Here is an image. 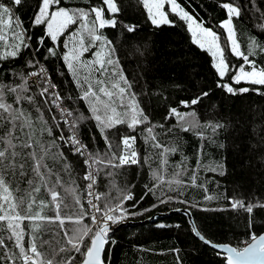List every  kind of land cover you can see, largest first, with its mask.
Masks as SVG:
<instances>
[{
    "label": "trees",
    "instance_id": "1",
    "mask_svg": "<svg viewBox=\"0 0 264 264\" xmlns=\"http://www.w3.org/2000/svg\"><path fill=\"white\" fill-rule=\"evenodd\" d=\"M115 2L119 12L114 15L106 13V16L114 18L117 24L114 28L99 31V34L106 37L115 49V58H119L123 72L132 85L130 92L135 94V100L148 121L138 125L134 131L126 125H118L106 133L113 143V150L122 136H135L134 148L139 163L119 168L101 166L97 175L95 188L101 196L99 207L103 208L106 200H110L113 205L121 203L122 209L127 210L125 218L108 233L105 264H225L226 257L199 240L197 231L215 244L237 248L246 246L250 233L254 232L257 236L264 233V207H254L250 214L245 208L231 206L233 200L243 201L245 206L264 204V86L231 81L230 76L244 62L229 51L226 31L219 27L227 18L226 10L220 5L231 2L240 9V16L233 17V26L241 51L247 54L250 38L264 45V28L261 27L264 25V0H178L194 18L220 35L230 67L229 74L223 78L215 70L210 53L192 42L186 23L176 15L166 9L168 19L173 23L156 26L149 20L140 0ZM0 3L12 9L14 22L18 20L20 24L15 31L23 29L28 45L22 46L14 58L0 59V84L9 87L21 85L39 64L45 66L72 118L85 117L75 129L80 140L89 153L104 156L108 151L107 145L95 121L89 118L88 104L81 99L82 92L63 60L64 54L71 48L70 45L66 49L64 43L72 32L79 29L81 21L69 25L53 42L47 35L46 24L34 23L42 0H21L19 5L12 4L11 0H0ZM93 6L101 7L102 0H61V4L53 5L51 10L65 7L87 11ZM128 25L135 26V31H127ZM50 48L55 50V56L49 54ZM10 50L0 47V56ZM97 50L90 49L82 59H94L92 53ZM249 58L255 61L258 68H264V52L259 48L256 55ZM26 83L28 90L24 95L33 98L31 103L23 100L16 104L15 94L7 88L6 101L31 116L33 143L40 141L49 145L55 141L50 153H63V158L57 155L56 159H52L49 156L45 163L60 173L66 187H76L81 204L88 213L83 224L95 230L84 192L86 182L83 179L82 158L59 141L67 131L53 104L37 88ZM221 84H229L237 90L249 88L250 91L233 95L220 87ZM197 97H201L199 103L191 105V100ZM182 101L189 102V106L185 107ZM172 108L182 113L195 112L192 126L185 125L187 131L177 124L175 117L169 116ZM208 123H219L223 127L213 133L212 128L204 126ZM153 126L156 140L146 142V130ZM10 127L8 123H2L0 136L5 135ZM46 129H51V135ZM28 133L29 129L21 131L17 127L14 136L19 139L14 143L27 142ZM153 143L162 147L154 148ZM163 148H175L176 151L167 154V164L162 166L160 153ZM17 151L26 153L31 149L17 148ZM36 151H40L38 145ZM65 163L70 165L68 172L63 170ZM31 164V160L26 162L27 175L24 178L18 173L15 178L8 177L13 190L17 186L21 190L28 188ZM154 172L162 180L154 178ZM52 179L55 180V177ZM174 179L181 183L169 185L168 181ZM57 191L61 196L65 195L62 188ZM124 195H130L131 199L123 200ZM49 199L42 188L37 200L47 202ZM161 200L166 202L161 203ZM64 202L69 207H62V216L73 211L70 195ZM38 210L33 208L34 212ZM185 210L189 212L197 231H193L188 217L182 214ZM20 211L23 214L24 208ZM120 211L118 209L115 215H120ZM42 215L55 216L53 206L49 204L44 208ZM96 215L99 217L101 213ZM24 223L26 226L28 222ZM64 227L71 229L73 225L65 223ZM37 236L38 245L40 240H44L52 241V247L66 246L64 233L56 224H45ZM27 241L26 235L25 247ZM85 243H88L87 239ZM5 244L12 248V241L5 239ZM39 250L51 255L48 244L39 247ZM0 255H3V249H0ZM73 256L72 264H80L82 258L75 252L62 253L57 259ZM3 264L9 262L4 261ZM15 264H20V261Z\"/></svg>",
    "mask_w": 264,
    "mask_h": 264
},
{
    "label": "snow or ice",
    "instance_id": "2",
    "mask_svg": "<svg viewBox=\"0 0 264 264\" xmlns=\"http://www.w3.org/2000/svg\"><path fill=\"white\" fill-rule=\"evenodd\" d=\"M11 3L19 5L21 0H11ZM140 3L147 10L152 24L156 26L173 23L168 19L169 13L164 11L165 5H169L170 13L186 23L187 30L191 33L192 42L199 45L201 49L206 48L211 53L214 59L213 66L219 76L223 78L229 74L230 67L225 58V48L221 46L220 35L212 28L205 27L202 21L194 18L178 3V0H140ZM60 4L61 0H42V3L38 6L39 10L35 15L34 23L36 25L46 24L47 35L53 42H56L69 25L76 24L78 20L81 21L79 29L72 32L64 43L66 49L70 45L71 48L69 52L64 54L63 60L82 92L81 99L88 104L91 114L89 118L95 121L108 151L104 156L87 152L86 145L82 144L75 134L79 121L85 119L83 115L72 119L70 128L73 130V134L65 142L72 144L75 153L86 157L84 163L89 170L83 179L89 182L87 184L88 195L93 197L94 200H100L101 196L93 193L92 189L101 166L119 168L127 164L139 163L138 153L134 148L136 137L122 136L119 143L115 145V150H113V143L106 134L107 130L118 125H126L134 131L138 125L146 123L148 118L144 115L143 110L139 108L135 100V94L130 92L132 85L123 72L119 58H115V49L111 47V42L102 34H99L100 29L106 26L115 27L117 24L114 18H107L106 16V13L114 15L119 12L115 0H102L101 7L93 6L87 11L84 9L72 10L65 7H56L55 10H51L53 5ZM220 6L226 10L227 14V18L220 23L219 27L227 33L229 51L233 56L242 59L244 62L230 76L231 81L235 84H240L243 81L252 85L264 86V68H258L255 61L249 58L256 55L257 48L264 52V45H260L255 39L250 38L247 54L241 51L233 26V17L240 16V9L231 2H224ZM90 17L92 18L89 19ZM83 21H88V23ZM19 27V21L15 20L14 22L12 9L4 3H0V47L11 49L0 56V59L14 58L18 55L22 46L28 47L23 29L19 32L15 31ZM126 27L129 32L135 31V26L128 25ZM261 27L264 28V25H261ZM40 42L43 43V39ZM92 48L99 49L92 53L94 59H82L84 53L89 52ZM48 51L50 55H56L54 49L50 48ZM137 53H139V49H137ZM140 54L142 55V53ZM30 75L43 76L44 70L41 69L40 72H33ZM219 86L233 95L250 91L249 88L243 87L237 90L229 84ZM55 87L54 84L48 83L40 94L44 95L49 92V89ZM6 88L9 92L15 94L16 104H20L23 100H28L31 103L33 100L32 97L24 95L28 90L26 80L25 83L16 87L0 84V126H2V123L11 125L5 135L0 136V145H2L0 146V249H3V255H0V264H3L4 261L15 264L17 260L20 261V264H72L75 259L74 256L67 259H57L65 252L79 254L82 258L80 264H105V246L109 242L110 224H116L123 220L127 210L122 209L121 203L113 205L110 200H106L104 207L100 208L98 204L93 202V199H90L88 204L95 209L96 213H101V215L99 217L95 214L90 216L92 223L96 225L95 230L91 226L83 224V219L88 213L81 204L76 187L71 185L66 187L60 173L53 171L45 163L49 156L52 159H56L57 155L63 158V153H50V148L55 146V141H52L49 145H45L40 141L33 143V121L31 116L26 115L22 108L7 103ZM202 95L206 96L207 93ZM52 97V103L59 107V104H57L60 99L59 94L52 93ZM200 99L201 97H197L191 100L190 104L195 105L199 103ZM181 103L185 107L189 106V102L182 101ZM65 114L67 116L72 115L66 109H61V115L64 116ZM195 115V112L182 113L176 108H172L169 113V116L175 117L177 124L185 131L188 130L186 124L192 126ZM196 124H198V121H196ZM204 126L212 128L213 133L218 128L223 127L219 123L214 125L208 123ZM17 127L21 131L25 128L29 129L27 142L14 143V140L19 139V137L14 136ZM154 127H149L146 130L148 133L145 138L146 142L156 140L155 135H153ZM46 130L51 135V129ZM60 138L64 139L63 136ZM37 145L40 149L39 153L36 151ZM152 147L161 148L162 146L159 143H153ZM17 148L31 149V151L24 153L17 151ZM175 151V148H163L160 153L162 166L167 164V154ZM28 160L32 161L31 177L27 180L28 188L21 190L17 186L13 190L8 177L15 178L18 173L21 178H24L27 175L25 165ZM69 168L70 165L67 163L63 165L65 172H68ZM221 174L223 173L221 172ZM108 175H112V173H108ZM153 176L162 180V177L156 172L153 173ZM53 177H55V180L52 179ZM192 179L194 181L195 176ZM168 183L169 185L172 183L179 185L181 182L174 179L168 181ZM72 185H74V181ZM42 188L50 197L47 202L37 200V194ZM58 188L63 189L64 196H61L60 192L57 191ZM21 192V195H17ZM69 195L72 197L73 211L69 215L62 216V207H69L64 202ZM212 198L207 197V199ZM127 199H131V196L124 195L123 200ZM170 199L171 197H169ZM165 202L161 200V203ZM49 204L53 206L55 216L42 215L44 208L48 207ZM231 206L233 208H245L251 214L254 207H264V204H248L245 206L243 201L233 200ZM22 207L24 208L23 214L20 211ZM34 207L39 210L34 212ZM118 209L121 210L120 215H115ZM25 221L28 222L26 226ZM65 223H71L73 227L71 229L65 228ZM45 224H56L63 231L66 246L52 247V241L44 240H40L38 245L37 234ZM26 228L28 231H26ZM193 231L197 230L193 228ZM26 235L28 236L27 247H25L24 242ZM197 235L212 247L223 249L227 253L226 264H264V234L257 236L254 232L250 233V238L245 242L246 246L243 248L232 247L227 244H215L200 235L198 231ZM5 239L12 241V248H8ZM86 239L88 243H85ZM45 244H48L51 248L50 256L39 250V247Z\"/></svg>",
    "mask_w": 264,
    "mask_h": 264
},
{
    "label": "built area",
    "instance_id": "3",
    "mask_svg": "<svg viewBox=\"0 0 264 264\" xmlns=\"http://www.w3.org/2000/svg\"><path fill=\"white\" fill-rule=\"evenodd\" d=\"M41 69L44 70V75L43 76H31V75H29L28 77H26L27 78L26 81L29 82L31 84V86L37 88V90H39V93H41L43 88L46 87L48 83L54 84L56 86V84L54 83V81L50 77V75L48 73V70L45 68V66L39 64L37 69H35L33 72H40ZM46 78H50V79H46ZM52 93H58L59 94L60 99L57 101V104H59V107H57L56 104L52 103V99H53ZM42 96L45 97V98H48L50 100V102L53 104L54 110H55L57 116L59 117V120L62 123L63 128H65L66 131H67L66 135L63 136L64 139L62 140L60 138L59 141H62L65 144V146L68 147L72 151L73 154L79 155L78 153L74 152V149H73V146H72L71 143H66L65 142L68 139V137H70L73 134V130L70 128V122L72 121L73 118H72V115L71 116H67L66 114L64 116L61 115V109H66L67 112H70V113H71V111L67 107V105L63 102V99H62V97H61V95H60V93H59V91L57 89V86L55 88L49 89V92L45 93ZM75 134L78 137V139L80 140L81 138L77 135L76 130H75ZM80 141H81L82 144H84L82 140H80ZM87 152H88V150H87ZM79 156L82 158V166L84 168L83 177H84L89 169H88L87 165H85V163H84V160L86 159V157L85 156H81V155H79ZM96 181H97V179H96ZM85 182H86V185H85V191L84 192L86 193V197H87V201H88L90 199H93V197L88 195L87 184L89 182L86 181V180H85ZM92 191H93V193L98 194V192H96L97 190L95 188V185H94ZM93 202L96 203V204H99V200H94L93 199ZM87 205H89V204H87ZM89 207H90L91 213L96 215L97 213L95 212V209H93L90 205H89ZM110 225H111L110 228L113 229L116 224H110Z\"/></svg>",
    "mask_w": 264,
    "mask_h": 264
},
{
    "label": "water",
    "instance_id": "4",
    "mask_svg": "<svg viewBox=\"0 0 264 264\" xmlns=\"http://www.w3.org/2000/svg\"><path fill=\"white\" fill-rule=\"evenodd\" d=\"M110 28H114V27H111V26H106L105 28H103V29H100L99 31H101V30H104V29H110ZM182 214H184V215H186L187 217H188V220H189V223H190V227H192V228H195V227H193V225H194V223H193V221H192V219H191V216H190V214H189V212L188 211H183V213ZM111 229V228H110ZM111 231V230H110ZM109 231V232H110ZM262 234H264V233H262ZM259 236V235H258ZM199 240H201L200 239V236L198 235V237H197ZM208 246H210V247H212L210 244H208V243H206ZM230 246V245H229ZM214 250H216V252H219L220 254H222V255H224L225 257L227 256V253L223 250V249H219V248H214V247H212ZM226 264V263H225Z\"/></svg>",
    "mask_w": 264,
    "mask_h": 264
},
{
    "label": "rangeland",
    "instance_id": "5",
    "mask_svg": "<svg viewBox=\"0 0 264 264\" xmlns=\"http://www.w3.org/2000/svg\"><path fill=\"white\" fill-rule=\"evenodd\" d=\"M168 10V11H170V6L169 5H165V8H164V11L165 10ZM150 20V19H149ZM151 21V20H150ZM225 31V30H224ZM227 34V33H226ZM195 45H197V44H195ZM199 46V45H198ZM204 50H206V48L204 49ZM207 51V50H206ZM210 55H211V53H210ZM212 56V55H211ZM213 58V57H212ZM214 60V59H213ZM216 70V69H215ZM246 70H247V68H246ZM243 82V81H242ZM39 91V90H38ZM121 222V221H120ZM117 224V223H116ZM111 226V225H110ZM93 227H96V225H93Z\"/></svg>",
    "mask_w": 264,
    "mask_h": 264
}]
</instances>
